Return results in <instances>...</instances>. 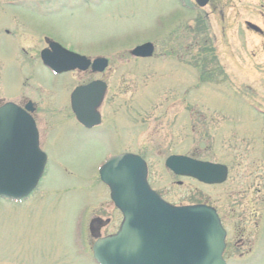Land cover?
Returning <instances> with one entry per match:
<instances>
[{
  "label": "rangeland",
  "instance_id": "374dc122",
  "mask_svg": "<svg viewBox=\"0 0 264 264\" xmlns=\"http://www.w3.org/2000/svg\"><path fill=\"white\" fill-rule=\"evenodd\" d=\"M183 3L188 9L178 0H90L37 13L29 0L0 5V28L11 32H0V103L37 101L49 153L34 195L0 198V264L93 263L90 218L109 217L101 234L121 219L97 173L115 148L142 156L150 187L165 201L216 209L227 264H264V0ZM34 30L107 58L99 76L107 126L86 130L70 111L68 83L88 75L53 77L39 63L33 74L32 63L16 58L12 39L28 40ZM146 41L152 57L134 58L131 49ZM111 140L116 147L103 143ZM173 154L224 164L226 180L177 176L164 165ZM87 207L81 253L73 238Z\"/></svg>",
  "mask_w": 264,
  "mask_h": 264
},
{
  "label": "water",
  "instance_id": "95a60500",
  "mask_svg": "<svg viewBox=\"0 0 264 264\" xmlns=\"http://www.w3.org/2000/svg\"><path fill=\"white\" fill-rule=\"evenodd\" d=\"M205 6L208 0H196ZM246 26L260 31L256 25ZM59 59L42 51L43 64L55 72L74 68L103 71L107 59L92 62L58 44H51ZM153 44L145 42L131 49L136 57H149ZM106 84L93 81L71 93V108L76 119L89 127L99 123V106ZM25 109L7 102L0 106V196L20 200L36 186L45 164V154L37 146V131ZM164 164L175 175L187 176L205 184H219L227 177L221 163L198 160L184 155H169ZM100 180L122 215L116 233L93 244L98 264H224L225 230L216 210L206 204L176 206L163 200L149 186L145 161L133 153L114 155L98 170Z\"/></svg>",
  "mask_w": 264,
  "mask_h": 264
},
{
  "label": "flooded vegetation",
  "instance_id": "af4514ba",
  "mask_svg": "<svg viewBox=\"0 0 264 264\" xmlns=\"http://www.w3.org/2000/svg\"><path fill=\"white\" fill-rule=\"evenodd\" d=\"M22 1H24V0H0V5L7 4L9 2L11 3V2H22ZM29 1H31L33 3V10H35L36 13L41 12L43 10H46V8H51V7H56V6L58 7L61 4L67 5V4H70L72 2H79V3H89L90 2V0H29ZM208 2H209V0H208ZM178 3H179L180 7L188 9L186 6V3H183V0H178ZM195 3H196V0H195ZM0 32H3L5 34L11 33L10 30L8 28H6V26L1 27ZM256 32L261 33V30L256 31ZM15 36H16V34H15ZM17 36H18V40L12 39V43H14L15 48H16V51H15V53H17L16 58H18V57L23 58L24 61L32 63L33 64V74H34L35 65H37L39 63L47 71V73L53 77L65 75L67 77L66 78V80H67L68 77L71 75H76V76H79L80 74L88 75V77H89L88 79H84L83 75L78 77L77 82H75L74 84L68 83V81H67L68 89H66V92H67V96H68L67 98H68V105H69L70 111H71L70 96H71L72 91L76 87L86 85L87 83L92 82L94 80H101V78H99V76L101 75V72L92 71L90 66H88L84 70L79 69V68H74V69L67 70V71L54 72L52 69L43 65L42 60H41L42 51L48 52V55L52 56V58H55V59H59L61 57L59 54L57 55L56 52H54L53 48L51 47V44H55V43L58 44L61 48L65 49V50H67V51H69V52H71L77 56H83L91 62L96 58H102L101 52L98 51L96 53H90V54L88 53L87 54L84 51H82L78 48H75L74 47L75 45L63 43L61 40L53 38L51 35H49L47 32H45V30H34L33 34L31 33V37L28 40L27 39L22 40L20 33H17ZM23 43H25L27 46H24ZM134 58H140V57H134ZM148 58H150V57H148ZM107 63H108V60H107ZM106 90H107V84H106ZM35 93L37 94L36 89H33V97H34V95H36ZM103 100L105 101L104 96H103V99L101 100L99 106L96 108L97 112L99 113V117H100L99 123L87 127V126L80 124L76 120L81 125L82 128L89 130V131H92V130L97 129V128H99V129L104 128L103 126H107L106 120H108V118L104 112L99 110V108L102 105ZM6 102H13L14 104H16L19 107L24 108V109H25V106H27V105H29L31 108L29 113L33 118V123H34L35 129L37 131V146L45 154V164L43 167L42 175L40 177V179H41L43 174H44L46 164L49 160V153H48V150L46 147L45 137L43 140L40 137V131L38 128L39 124H38V119H37L39 106L37 104V101H35L34 98L32 99V98L27 97V99H25L23 102H21L19 104H17L15 102V100H13V101H4V102L0 103V105L4 104ZM111 108H112V106H111ZM109 119H112V121H115V116L112 113V109H111V112L109 114ZM109 130H111V129L109 128ZM107 142L103 141V143H105V145L109 144L110 146L116 147L115 141L111 140V141H107ZM123 152L134 153V154L139 155L142 158V156L138 152L135 153L132 151H127V150L118 152V150H116V148L111 149L109 151L105 150L102 157H104V160H107L111 156L119 154V153H123ZM40 179H39L38 184L33 189V195L37 192V190L39 189V186L41 185ZM103 185L106 187V189L108 191V197H109V190L105 184H103ZM114 208L117 211H119L115 206H114ZM84 210H85V213L83 215H81L80 221L76 225V230H75V234H74V238H73V240H77L78 244L82 246L81 247L82 251L79 250L81 253L87 252L85 250V245H86V243H85V227H86L85 223L86 222L85 221H86V216H87V212H88V207L84 208ZM102 217H104V216L96 214V216L91 217L90 221L88 222V233H89V236L91 237V240H92L91 253H92V246H93L95 240L114 234L117 231L119 224L121 222V219H120V221L117 223V225L113 231L101 234L100 233L101 229H103L105 226H107L110 223L109 217H104V219H102ZM121 218H122V216H121ZM226 236H227V233H226ZM81 243H83V244H81ZM226 244L227 243H225V248L223 251V259L225 260V264H227L230 259L233 260L232 258H230L228 253H225L226 248H228V246ZM91 259L93 261L92 264H96V262L93 260V258H91Z\"/></svg>",
  "mask_w": 264,
  "mask_h": 264
}]
</instances>
